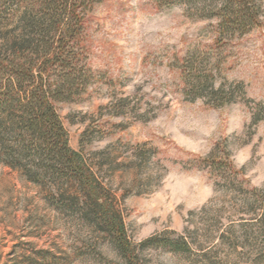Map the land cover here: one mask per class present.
Wrapping results in <instances>:
<instances>
[{
	"label": "rangeland",
	"instance_id": "obj_1",
	"mask_svg": "<svg viewBox=\"0 0 264 264\" xmlns=\"http://www.w3.org/2000/svg\"><path fill=\"white\" fill-rule=\"evenodd\" d=\"M262 5V25L222 50L215 86L239 91L220 107L183 94L177 68L189 50L212 45L213 21L163 0H105L87 18L94 79L56 109L70 147L116 200L142 264H264V249L249 242L242 190L264 195ZM208 157L231 164L233 183L201 167ZM152 236L185 238L189 249L139 247ZM0 264L124 262L102 235L51 206L47 189L0 165Z\"/></svg>",
	"mask_w": 264,
	"mask_h": 264
},
{
	"label": "trees",
	"instance_id": "obj_2",
	"mask_svg": "<svg viewBox=\"0 0 264 264\" xmlns=\"http://www.w3.org/2000/svg\"><path fill=\"white\" fill-rule=\"evenodd\" d=\"M103 1L0 0V165L47 189L51 206L102 235L124 264H142L116 200L95 164L70 147L56 109V103L84 94L94 79L86 21ZM163 1L183 5L187 16L215 23L212 45L189 50L177 63L182 93L215 107L232 103L239 87L215 86L222 71L220 55L232 39L262 25L263 0ZM198 163L227 182L236 179L225 160L208 157ZM242 190L249 194V242L264 249V195L256 188ZM157 246L173 252L189 249L182 237L160 242L152 236L139 245Z\"/></svg>",
	"mask_w": 264,
	"mask_h": 264
}]
</instances>
